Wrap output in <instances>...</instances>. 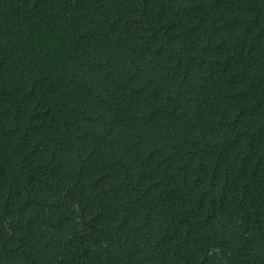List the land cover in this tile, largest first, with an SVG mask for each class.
I'll use <instances>...</instances> for the list:
<instances>
[{
  "label": "trees",
  "instance_id": "trees-1",
  "mask_svg": "<svg viewBox=\"0 0 264 264\" xmlns=\"http://www.w3.org/2000/svg\"><path fill=\"white\" fill-rule=\"evenodd\" d=\"M0 264H264V0H0Z\"/></svg>",
  "mask_w": 264,
  "mask_h": 264
}]
</instances>
